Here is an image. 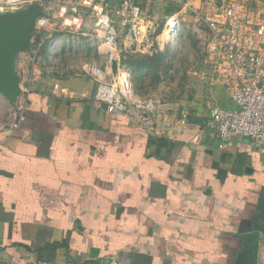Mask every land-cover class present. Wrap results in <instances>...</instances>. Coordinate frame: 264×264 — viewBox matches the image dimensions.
Segmentation results:
<instances>
[{
	"label": "crops",
	"instance_id": "obj_1",
	"mask_svg": "<svg viewBox=\"0 0 264 264\" xmlns=\"http://www.w3.org/2000/svg\"><path fill=\"white\" fill-rule=\"evenodd\" d=\"M48 1L53 10L62 4ZM104 1L128 43L129 24L116 15L120 0ZM134 2L149 34L177 10L168 0ZM90 11L82 10L79 32L55 39L93 41ZM142 40L131 54L155 53ZM65 55L53 56L55 70L44 63L19 122L17 103L0 95V264H234L264 199V148L237 138L218 149L208 112L235 105L211 67L205 63L208 97L163 102L154 122L169 127L151 130L108 113L93 98L85 63L65 65ZM90 58L104 66L97 52ZM28 70L25 58L17 60V73ZM183 112L187 124L176 125Z\"/></svg>",
	"mask_w": 264,
	"mask_h": 264
},
{
	"label": "built area",
	"instance_id": "obj_2",
	"mask_svg": "<svg viewBox=\"0 0 264 264\" xmlns=\"http://www.w3.org/2000/svg\"><path fill=\"white\" fill-rule=\"evenodd\" d=\"M99 1L101 3L97 0H62L59 9L53 10L48 0H0L1 11L16 12L34 5L42 14L36 17L34 35L30 38L34 47L25 57L29 70L24 76L17 73L19 95L14 103L20 111L18 122L32 82L42 76L45 62L41 51L44 45L58 32H79L82 24H76L81 20L82 10L90 8L96 52L104 59V66L84 64L81 68L82 73L96 84L94 100L105 104L108 113L126 116L139 126L151 130L169 127L164 119L159 124L154 122L163 100L136 95L131 87L130 74L121 63L131 54L130 50L134 51L133 42L136 43L141 34L146 36L142 44L144 50L159 53L163 45L152 41L147 44L149 33L145 32L142 23L145 18L134 0H120L116 12L123 24H129V41L122 44L118 23L108 12L105 1ZM168 1L177 6V10L168 16L164 24L166 48H174L181 25L191 23L200 41L204 63L211 67L216 81L221 83L235 105L233 110L213 106L208 112L206 127L215 134L218 149L233 147L237 138H246L264 148V0ZM42 30L44 35L36 36ZM113 61H117L116 74L112 72ZM46 65L49 70L56 69L55 60ZM187 122L188 114L185 112L175 121L179 126ZM11 126L16 129L18 123ZM108 264L121 263L113 260Z\"/></svg>",
	"mask_w": 264,
	"mask_h": 264
},
{
	"label": "rangeland",
	"instance_id": "obj_3",
	"mask_svg": "<svg viewBox=\"0 0 264 264\" xmlns=\"http://www.w3.org/2000/svg\"><path fill=\"white\" fill-rule=\"evenodd\" d=\"M165 21L164 19L158 21L157 27L147 36V44L152 41L153 43L157 42L163 45L161 51H159V55H163L166 49V37L163 33ZM43 35V30L36 33V36ZM55 37L44 45L41 51L44 62L48 63L54 60L53 56L56 54L59 55L65 49L69 55H65L63 58L67 57L69 59L63 61V64L72 61L76 64L85 63L99 66V60L90 58L96 54L94 40V42L91 40L87 41L85 37L73 35L62 39L59 37L55 39ZM140 37V39L143 38L141 42L144 44L146 36L141 34ZM65 39H68V41H65ZM199 42L192 28V24L188 22L183 23L177 38V49L173 54L166 56L164 61L165 69L159 72L160 80L156 85H150V76L146 77L144 74H137V72L130 73L128 71L134 93L141 98L158 97L165 104L174 106L180 103L185 95L190 97L196 96L205 100L208 97L207 90L202 85L205 81H209L210 72L208 65H205L203 61L204 56ZM33 47L34 45L30 42V46L25 52L21 53L18 60L25 58L32 51ZM72 55H74L73 59ZM203 73L206 75L203 76ZM143 77H145L144 81H141ZM218 83L220 82L218 81Z\"/></svg>",
	"mask_w": 264,
	"mask_h": 264
},
{
	"label": "water",
	"instance_id": "obj_4",
	"mask_svg": "<svg viewBox=\"0 0 264 264\" xmlns=\"http://www.w3.org/2000/svg\"><path fill=\"white\" fill-rule=\"evenodd\" d=\"M35 9H39L38 6L29 5L16 12L0 10V95L10 104L19 95L17 60L30 46V38L34 33V26L24 18ZM40 15L37 13L36 17ZM111 67L113 74H116L117 61H113ZM261 198L257 204V216L250 232L244 235L243 248L234 264H258L259 243L261 237H264V199Z\"/></svg>",
	"mask_w": 264,
	"mask_h": 264
},
{
	"label": "trees",
	"instance_id": "obj_5",
	"mask_svg": "<svg viewBox=\"0 0 264 264\" xmlns=\"http://www.w3.org/2000/svg\"><path fill=\"white\" fill-rule=\"evenodd\" d=\"M177 49V44L174 48H166L163 55L152 54H130L121 60V63L127 68L130 73L144 74L150 76V85H156L160 80L159 72L165 69L164 61L166 56L173 54ZM45 50V49H44ZM141 78V81H144Z\"/></svg>",
	"mask_w": 264,
	"mask_h": 264
},
{
	"label": "flooded vegetation",
	"instance_id": "obj_6",
	"mask_svg": "<svg viewBox=\"0 0 264 264\" xmlns=\"http://www.w3.org/2000/svg\"><path fill=\"white\" fill-rule=\"evenodd\" d=\"M38 13V10L37 9H35V10H33V13L32 14H29L28 16H26L25 18H24V20H28L29 21V23L30 24H32L33 26H34V24H35V21H36V14Z\"/></svg>",
	"mask_w": 264,
	"mask_h": 264
}]
</instances>
